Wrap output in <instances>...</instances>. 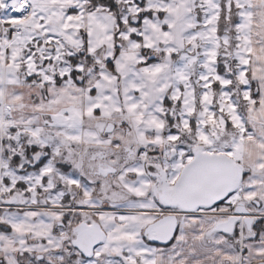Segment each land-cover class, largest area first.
I'll return each instance as SVG.
<instances>
[{"label": "snow or ice", "instance_id": "obj_1", "mask_svg": "<svg viewBox=\"0 0 264 264\" xmlns=\"http://www.w3.org/2000/svg\"><path fill=\"white\" fill-rule=\"evenodd\" d=\"M0 264H264V0H0Z\"/></svg>", "mask_w": 264, "mask_h": 264}]
</instances>
